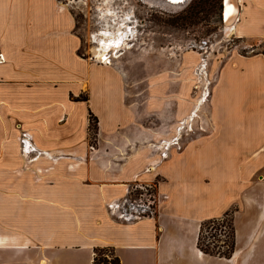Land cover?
<instances>
[{
    "label": "crops",
    "instance_id": "crops-1",
    "mask_svg": "<svg viewBox=\"0 0 264 264\" xmlns=\"http://www.w3.org/2000/svg\"><path fill=\"white\" fill-rule=\"evenodd\" d=\"M232 1L234 37L264 36V0ZM81 47L58 0H0V264H92L104 247L120 264H264V54H230L208 132L153 157L118 142L135 122L126 82ZM137 185L154 187L155 213L122 217ZM232 208L230 257L202 252L201 223Z\"/></svg>",
    "mask_w": 264,
    "mask_h": 264
},
{
    "label": "rangeland",
    "instance_id": "rangeland-1",
    "mask_svg": "<svg viewBox=\"0 0 264 264\" xmlns=\"http://www.w3.org/2000/svg\"><path fill=\"white\" fill-rule=\"evenodd\" d=\"M112 1V5H118L121 16L111 9L109 13L101 9L99 13L93 12L88 2L85 6L71 3L66 7L72 12L76 31L82 39L80 54L89 60H95L93 48L101 30L116 33L128 13L133 34L127 44L121 45L116 58H109L126 82V104L131 106L135 118L131 125L133 131L118 142L132 143L134 148L147 146L150 156L157 157L159 144H183L203 136L211 126L210 93L222 64L233 53L264 54V36L234 37L227 30L231 20L225 24L221 19V0H189L179 8L150 7L144 4L148 0ZM100 3H97L98 9ZM231 3L236 15L238 8ZM127 6H133V15ZM93 118L92 115L89 118L90 144L97 141ZM135 129L142 135H135ZM156 199L153 186L140 185L132 186L126 197L129 203L137 200L134 204H143V213L153 214ZM224 224L222 228V222L207 225L203 230V244L212 241L210 235L214 234L215 249L222 246V241L229 238L226 220Z\"/></svg>",
    "mask_w": 264,
    "mask_h": 264
},
{
    "label": "bare ground",
    "instance_id": "bare-ground-1",
    "mask_svg": "<svg viewBox=\"0 0 264 264\" xmlns=\"http://www.w3.org/2000/svg\"><path fill=\"white\" fill-rule=\"evenodd\" d=\"M150 1H151L150 2L151 5H153L154 3H152V2H154V0H150ZM160 1H162V3L167 2L166 5H164V6L171 7V8H179L180 5L187 3L189 0H160ZM100 2H101L100 6L104 5L105 3L106 4L107 3L113 4V1L111 2V0H101ZM221 3H222L221 19L223 22L227 23L230 21V19L233 17V15H235L234 14L235 6L231 3V0H221ZM226 5L228 7H230V9H231L227 18L224 17V10H225ZM113 6L114 5H111V8H109V7L105 8L104 11H107L109 13L110 9L114 10ZM96 10H100V8L99 9L97 8ZM114 12H115V10H114ZM130 17H132V16H130ZM123 19H122L123 21L121 22V27L119 26V28H117L116 33L110 32L109 29H105V28L103 30H101L100 37H99V39L96 40L97 44L93 48L94 49V55H95L94 59L97 60L99 63L110 64L109 58L111 56L116 58L117 52L122 49L121 45L124 44L130 38V36L133 34L132 28L129 26L130 20L128 19V16L126 15V17ZM118 23H116V24H118ZM227 30L230 32H233L232 31L233 29H230L229 27H227ZM125 44H127V43H125ZM109 53H112V54H109Z\"/></svg>",
    "mask_w": 264,
    "mask_h": 264
},
{
    "label": "trees",
    "instance_id": "trees-1",
    "mask_svg": "<svg viewBox=\"0 0 264 264\" xmlns=\"http://www.w3.org/2000/svg\"><path fill=\"white\" fill-rule=\"evenodd\" d=\"M90 117H91V115H89V118ZM93 120L95 121V118H93ZM234 210L235 209L232 208L231 210L225 212L222 215V217H220L218 219L206 220V221L201 223L199 235H198V240H197V246L202 252H204L206 254H210V255L230 257V255L233 252V247H234V227H233V212H234ZM225 220L227 221V225L229 228V238L225 241H222L223 244H221L222 246H220L222 248V250H220V247L215 249V246H214L215 244H214L213 240H215V242H217V239H216V236L214 234L210 235V237L212 238V241L208 242L207 245H204L202 242L204 228L209 224L216 225L219 222H222V225L220 226L221 228L225 227V224H224ZM220 232H221V230H220ZM208 239H210V238H208ZM210 244L213 245V248L209 247ZM92 264H120V262H119V259L117 258V256L114 255L112 249L104 247V248H95Z\"/></svg>",
    "mask_w": 264,
    "mask_h": 264
},
{
    "label": "built area",
    "instance_id": "built-area-1",
    "mask_svg": "<svg viewBox=\"0 0 264 264\" xmlns=\"http://www.w3.org/2000/svg\"><path fill=\"white\" fill-rule=\"evenodd\" d=\"M59 1V0H58ZM101 0H65V2H67L64 6H67L70 5L71 3H80L81 5L85 6L87 5L86 3L88 2L89 4V8L91 11H96V13H99V10H96L97 8V3H99ZM118 1H121V0H115L114 3L118 2ZM61 1H59L60 3ZM62 4V3H61ZM115 12L117 15L121 16L122 14L120 13V10H119V7L118 5L114 4L113 6ZM127 11H130V14L133 15V6H127ZM109 19V16L107 17ZM224 18V17H223ZM106 20V19H105ZM3 61V57L2 55L0 54V62ZM101 64V63H100ZM18 140L20 141V143L22 144V150L24 151V153H28L27 149H28V146L26 145L25 141H30V134L28 132H21L20 135L18 136ZM126 201V205L130 206V208L133 210L130 209L128 212V214H122V217H125V218H135V217H138V216H141V215H144L145 213H143L144 211V205L143 204H134L137 200H133V202L129 203L127 200ZM140 203H142V200H138ZM143 213V214H142ZM149 213V212H147Z\"/></svg>",
    "mask_w": 264,
    "mask_h": 264
},
{
    "label": "snow or ice",
    "instance_id": "snow-or-ice-1",
    "mask_svg": "<svg viewBox=\"0 0 264 264\" xmlns=\"http://www.w3.org/2000/svg\"><path fill=\"white\" fill-rule=\"evenodd\" d=\"M231 9L230 7H228L227 5L225 6V10H224V17L227 18L229 13H230ZM90 39H95V37H90Z\"/></svg>",
    "mask_w": 264,
    "mask_h": 264
}]
</instances>
